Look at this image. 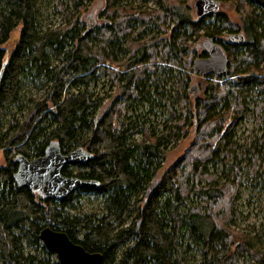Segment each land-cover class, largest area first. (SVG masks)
<instances>
[{
	"label": "trees",
	"instance_id": "1",
	"mask_svg": "<svg viewBox=\"0 0 264 264\" xmlns=\"http://www.w3.org/2000/svg\"><path fill=\"white\" fill-rule=\"evenodd\" d=\"M94 1L70 0L71 10L56 0L66 24L43 29L38 0H0V152L5 160L0 165V264H59L40 240L46 226L102 254V264H264V241L228 229L241 182L228 136L248 107V88L264 86V0H227L243 16V49L237 53L240 47L227 43L229 72L207 77L203 97L194 101L192 112L183 110L179 132L184 138L194 129L192 142L160 176L166 149L147 131L142 141L134 139L127 102L139 96L144 79L158 68L194 73V38L222 44L225 31L240 28L219 12V25L200 34L206 19L196 17L189 0H159V11L106 0L101 11L106 19L88 26L84 14ZM135 23L157 32L138 40ZM15 31L18 39L9 51L5 45ZM127 39L133 57L116 72L113 47ZM206 56L204 51L201 57ZM101 71L110 74L124 102L99 114L104 101L90 88ZM28 79L43 81L47 93L33 101L20 123L14 110H21ZM52 143L64 154L80 147L91 153L89 164L69 165L63 174L95 180L99 188L56 201L17 186V157L39 158ZM257 145L253 159L264 170V138ZM218 160L232 167L224 181L207 171ZM84 193L100 194L101 213H70Z\"/></svg>",
	"mask_w": 264,
	"mask_h": 264
},
{
	"label": "rangeland",
	"instance_id": "2",
	"mask_svg": "<svg viewBox=\"0 0 264 264\" xmlns=\"http://www.w3.org/2000/svg\"><path fill=\"white\" fill-rule=\"evenodd\" d=\"M56 0H38V6L41 12L40 22L43 29L55 28L66 24L61 12L55 7ZM65 7L72 8L70 0H61ZM196 0H189L188 5L192 7L195 14L194 4ZM220 7L215 12L212 18L206 17L205 25L200 34L206 33L208 26L214 27V24L219 25L216 14L222 12L228 16V19L236 24L239 33L245 34L242 28L243 16L238 12L235 4L231 1L221 0ZM107 5L106 0H95L92 2L87 12L84 14V19L88 26H93L95 23L101 24L106 19L101 16V11ZM118 5H128L136 8L144 7V9H152L159 11V0H119ZM143 9V8H140ZM140 31L138 40L147 41L157 31L150 27L142 28V24L135 23V32ZM18 31L12 34L11 40L5 45L11 51L18 39ZM234 34L231 30L224 32L222 44L217 45L226 54L227 47L229 50L228 38ZM208 41V37L194 38L191 45L196 47V59L209 57L208 50H205L203 44ZM237 53H240L242 45ZM206 51L207 56L201 57ZM228 52V51H227ZM115 66L114 71L121 72L118 65L124 64L133 57L128 47V39L122 40L113 47ZM239 59V56H237ZM193 67L190 69L193 71ZM99 82L91 83V90L96 97L103 100L104 107L99 109L101 114L106 111L110 105L114 103L121 104L124 102L122 92L114 86L113 80L109 73L101 71ZM190 76V78H188ZM216 77V75H212ZM212 79V78H211ZM208 78L200 74L192 73L183 68H158L152 75H148L141 85L140 94L136 99L127 102V122L133 129V137L135 140L145 138L146 131L154 137H160L162 148L166 149L165 158L162 168L157 172L162 175L166 169L171 167L189 148L193 136L192 131L187 137H182L179 132V122L183 117V110L191 111L193 103L197 98L203 97L205 89L208 87ZM193 84H196L199 90L197 97L192 90ZM47 93V87L40 79H28L25 82V87L22 93L23 105L21 110L16 108L14 113L17 120L22 123L29 114L33 101L43 100ZM182 101H185L183 107ZM247 108L243 111L241 119L235 123V126L230 128L229 141L235 152L236 161L241 170V182L239 184L238 193L233 205L230 224L228 229L234 235H250L251 238H260V242L264 241V170L260 166V161L253 159L254 152L251 149L255 148L264 138V86L253 84L248 88L246 96ZM263 106V107H262ZM222 104L218 108L219 111L224 109ZM262 107V108H261ZM223 108V109H222ZM192 112V111H191ZM192 120V114H190ZM5 160L2 152H0V165H4ZM264 168V167H263ZM232 167H224L222 161H215L207 165V171L214 177L220 179L226 178L229 170ZM226 180V179H225ZM204 183V182H203ZM195 198H191L190 202L195 203ZM101 196L96 193H84L74 200V203L69 211L73 215H91L101 213ZM195 253V251H194ZM56 256V255H55Z\"/></svg>",
	"mask_w": 264,
	"mask_h": 264
},
{
	"label": "water",
	"instance_id": "3",
	"mask_svg": "<svg viewBox=\"0 0 264 264\" xmlns=\"http://www.w3.org/2000/svg\"><path fill=\"white\" fill-rule=\"evenodd\" d=\"M219 7L220 4L216 0H196L195 15L199 19H205L217 12ZM245 40L246 36L241 33H234L228 38V42L235 45H242ZM203 47L208 50L209 57L195 60L194 73L205 78L212 75L225 76L229 72L226 54L211 39L205 42ZM192 90L197 97L199 90L196 84H193ZM92 160V154L81 147L64 154L58 144L52 143L39 158L28 159L25 156H18L16 159L18 169L14 180L19 187L29 188L47 199L63 201L77 190L99 188L100 185L95 180H84L63 174V170L69 165L84 166ZM40 240L48 252L58 257L59 264H102V254L86 251L83 246L74 243L65 232L57 231L50 226L42 229Z\"/></svg>",
	"mask_w": 264,
	"mask_h": 264
},
{
	"label": "flooded vegetation",
	"instance_id": "4",
	"mask_svg": "<svg viewBox=\"0 0 264 264\" xmlns=\"http://www.w3.org/2000/svg\"><path fill=\"white\" fill-rule=\"evenodd\" d=\"M239 33V32H238ZM243 34V33H242ZM245 35V34H244ZM229 43V42H228Z\"/></svg>",
	"mask_w": 264,
	"mask_h": 264
}]
</instances>
